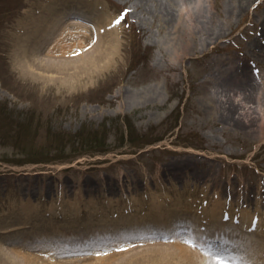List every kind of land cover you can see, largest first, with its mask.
Here are the masks:
<instances>
[{
    "label": "rangeland",
    "instance_id": "rangeland-1",
    "mask_svg": "<svg viewBox=\"0 0 264 264\" xmlns=\"http://www.w3.org/2000/svg\"><path fill=\"white\" fill-rule=\"evenodd\" d=\"M132 1H99V6L105 3L103 18L111 19L106 27L119 43L87 86L58 96L41 82L22 78L13 66L16 37L45 0H0V213L27 198L41 209L51 203L56 207L72 194L71 204L78 198L88 207L94 203L89 193L95 194V204L107 205L110 197L124 204L128 191L139 201L146 193L156 195L163 201L164 221L170 222L191 202L203 201L193 191L211 182L212 192L228 180L236 192L225 203L237 205L235 215H240L239 206L252 212L259 210V200L264 205V195L252 192L257 181H264V49L252 47L253 42L264 45V0H243L242 11L232 8L238 0H150L134 11ZM68 22L98 29L81 16ZM176 24L194 35L181 62L175 51L180 42L171 33ZM45 53L37 57L45 58ZM244 68L253 81L251 97H232L239 121L234 126L221 120L229 93L225 84H236L234 77ZM205 94L214 99L211 109ZM17 125L22 126L19 135ZM60 189L66 196L58 199ZM71 220L80 227L76 216ZM261 232L240 233L234 242L244 249V241H264ZM0 246L17 247L1 239ZM146 246L122 254L120 263L137 257L139 264H180L178 246L154 251Z\"/></svg>",
    "mask_w": 264,
    "mask_h": 264
},
{
    "label": "bare ground",
    "instance_id": "bare-ground-1",
    "mask_svg": "<svg viewBox=\"0 0 264 264\" xmlns=\"http://www.w3.org/2000/svg\"><path fill=\"white\" fill-rule=\"evenodd\" d=\"M92 1L45 0L39 12L24 25L12 48L13 66L22 78L31 77L41 82L43 87L54 89L58 96L73 88L87 86L95 78L103 68V59L109 56L111 49H115L119 40L114 36L113 30L106 27L111 19L103 18L102 9H105V3L99 6L100 0L95 3ZM149 1L133 0L130 3L134 6V11L144 5L147 6ZM244 4L243 0H238L232 8L242 11L245 9ZM223 11L226 14L229 13L228 9L224 8ZM80 16L97 23L98 29L92 31L83 30L77 25L70 26L72 23L68 20L71 17L80 18ZM170 17L172 20L171 14ZM209 21L206 23L208 28L212 25L211 19ZM82 22L85 21L82 20ZM261 26L260 33L264 37V20ZM173 29L172 40L180 42L175 45V51L181 62L184 59L182 55L192 46L191 40L194 39V35L181 24L174 25ZM208 35L209 40L214 38V32ZM88 44L93 45L89 53L86 51ZM252 47L264 49V45L256 42L252 43ZM42 51L46 52L45 58L37 57V53ZM252 52L255 51L252 50ZM81 54L86 55L82 57ZM76 55L78 56L74 57ZM250 75L249 71L244 68L241 75L235 76L234 80L231 78L233 82H237L236 84L233 86L225 84V89L229 93L223 102L226 105V112L221 114L222 122L238 126L237 106L233 98L236 95L242 98L251 97V90L248 86L253 81ZM234 88L238 91L234 92ZM206 95L208 94L204 96L207 106L211 109L214 107V99ZM209 166L213 167L212 164ZM170 181H172L171 176ZM228 181L226 184L228 188L225 187L226 185H219L211 192L210 182L206 184L207 188L200 189L198 193L193 191V194H197L198 198H202L203 201L191 202V206L194 207L191 210L186 211L183 208L181 212H178L179 209H175L174 211L181 215L173 214L171 216L173 220L170 222L164 221L166 216H162L165 214L162 211L163 201L158 200L156 195L148 197V193L139 201L127 191L125 194L128 193L129 199L124 204H118L110 197V203L107 205L95 204L97 199L95 194L89 193L92 195L90 200L94 203L88 204V207L86 204L82 206L80 201L78 203V198V204L72 200L74 204L72 205L71 198L75 195L66 196L62 189L57 197L60 199L62 195H65L64 204L56 207L51 203L48 207L44 206L41 209V206L35 204L32 199L27 198L25 201L21 199L16 209L10 207L0 213V239L17 246L6 250L0 246V264H121L120 257L124 256L122 254L133 253L130 251L135 248L139 250L145 244H147L145 250L151 248L152 251L157 248L178 246L180 264H229L230 262L236 264L237 261L233 258L235 256L240 259L238 261L240 264H264V241H258L255 245L249 242V248L245 250V253L241 249L233 250L234 239L237 238L235 235L248 233L254 224H257L258 231L262 230L260 234L262 237L261 235L264 234V205H260L259 200L257 202L259 210L255 209L252 212L239 206L240 215H235L237 205L230 202L225 203L236 192V184ZM222 189L224 192H220ZM255 189L252 191L254 196L264 195V181H257ZM243 192L244 195L247 194V191ZM240 197H243V193ZM240 199L238 202L246 205L247 201ZM145 206L148 211H145ZM72 216L78 218L79 228L72 222ZM176 219L187 221L181 220L178 224ZM175 222L177 224H174ZM203 224L206 231L205 240L200 242L206 249L203 255L196 253L199 243L184 241L185 243L168 245L157 239H147V237L156 236L153 231H158L157 236H160L162 232V235L166 234L173 240H177L179 236L198 238ZM233 224L237 227H232ZM183 230L185 233L194 232L178 234ZM249 233H254V231ZM232 252H241V254L232 255ZM161 256L163 255H153L154 258ZM126 264H139V260L133 257Z\"/></svg>",
    "mask_w": 264,
    "mask_h": 264
},
{
    "label": "trees",
    "instance_id": "trees-1",
    "mask_svg": "<svg viewBox=\"0 0 264 264\" xmlns=\"http://www.w3.org/2000/svg\"><path fill=\"white\" fill-rule=\"evenodd\" d=\"M14 128H15V131H14V132H15L17 135H19L20 132H21V130H22V126H21V125H17V126H15Z\"/></svg>",
    "mask_w": 264,
    "mask_h": 264
},
{
    "label": "snow or ice",
    "instance_id": "snow-or-ice-1",
    "mask_svg": "<svg viewBox=\"0 0 264 264\" xmlns=\"http://www.w3.org/2000/svg\"><path fill=\"white\" fill-rule=\"evenodd\" d=\"M116 23H119V20H117Z\"/></svg>",
    "mask_w": 264,
    "mask_h": 264
}]
</instances>
